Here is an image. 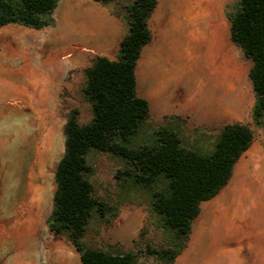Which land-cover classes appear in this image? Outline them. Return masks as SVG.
I'll use <instances>...</instances> for the list:
<instances>
[{"label": "rangeland", "instance_id": "374dc122", "mask_svg": "<svg viewBox=\"0 0 264 264\" xmlns=\"http://www.w3.org/2000/svg\"><path fill=\"white\" fill-rule=\"evenodd\" d=\"M199 1L203 14H212L213 11L218 14V29L224 36L225 56L231 61L228 67L233 73L222 71L215 62H202L209 56L207 41L211 25L206 16L197 20L199 35L193 31L192 18L184 20L190 26L184 27L183 32H177L178 23H173V31L170 32L173 39L166 52H159L169 62H184L183 66L191 73L184 85L190 89L195 83L193 72L200 76V80L204 76L205 87L201 86V95H214L215 89L210 91L207 81L212 84L214 79L216 83L221 79L227 84L230 77L233 79L236 68L233 62H236L242 79L239 89L244 95L240 101L247 110L251 98L255 100L247 72V62L252 60L232 41L229 19V15L239 8L240 0ZM113 4L122 5L120 0ZM53 18L54 23L42 29L18 23L0 28V60L10 55L8 62H0V71L6 70L14 78L10 83L0 80V264L81 263L80 253L74 244L66 235L51 231L47 219L56 189V166L64 154L63 130L67 112L71 108L79 109L82 124L92 119V105L83 93L84 70L92 62H86L83 51L67 48L71 41L69 20L62 25L57 24L54 13ZM155 19L152 15L151 26ZM5 34L8 35L7 49L3 47ZM179 36H184L186 41L181 40L182 44H179ZM150 51L151 42L144 47L140 59L152 53ZM150 60L148 57L139 62L138 70L140 73L143 66L146 88L156 97L151 78L159 82L163 76L148 62ZM29 63L35 64L31 72L34 79L25 82V66ZM222 67L226 66L222 63ZM174 68H177L175 63L170 69ZM193 122L189 117L150 113L131 139V145L139 147L154 143L158 131L169 126L180 134L184 147L211 153L220 129L205 131L201 127L196 128ZM87 161L92 166L90 180L94 195L110 206L111 211L104 217L94 214L83 238L85 245L109 253L137 252L135 264H166L155 254L147 253L148 247L174 250L179 246L174 231L166 228L160 215L151 209L152 193L167 186L166 178L160 177L153 187L145 188L129 178H117L118 172L127 167L125 160L118 156L92 149L87 154ZM209 237L201 232L198 239L208 246ZM183 251L173 264H186L187 260H179ZM209 264L220 262L212 260Z\"/></svg>", "mask_w": 264, "mask_h": 264}, {"label": "trees", "instance_id": "16d2710c", "mask_svg": "<svg viewBox=\"0 0 264 264\" xmlns=\"http://www.w3.org/2000/svg\"><path fill=\"white\" fill-rule=\"evenodd\" d=\"M112 4L117 0H95ZM159 0H132L123 6L128 32L119 47L118 59L96 56L84 70V97L92 105V119L80 122V111L71 108L64 125V154L55 170L56 189L47 225L66 235L80 253V264H135L138 253H109L85 245L83 238L95 213L104 217L111 207L94 195L90 180L92 166L87 154L107 152L125 160L127 167L117 178L131 179L151 188L160 177L167 186L152 193L151 209L179 242L177 249L147 248L166 264H173L187 246L193 221L201 203L217 196L229 183L234 166L249 149L253 129L241 122L226 124L209 154L183 146L180 134L169 126L161 128L155 142L139 147L131 139L150 116L149 101L137 93L136 69L152 32L149 19ZM59 0H0V28L18 23L42 29L54 23ZM231 39L252 60L249 71L255 103L253 121L264 126V0H240L229 15Z\"/></svg>", "mask_w": 264, "mask_h": 264}, {"label": "crops", "instance_id": "0c3cea01", "mask_svg": "<svg viewBox=\"0 0 264 264\" xmlns=\"http://www.w3.org/2000/svg\"><path fill=\"white\" fill-rule=\"evenodd\" d=\"M120 2L122 5H108L95 0H60L54 15L57 24L64 25L66 20H69L71 41L67 48L83 51L86 62H92L96 56L118 59L120 43L128 32L123 6L132 0ZM203 13L199 0L158 1L152 14L156 18L154 25H150L151 17L149 19L153 34L149 41L152 44V53L139 58L137 64V93L143 92L144 95H139L149 101L150 113L155 116L174 114L177 117H189L194 121L196 128L201 127L205 131L218 128L221 131L226 124L236 122L248 124L253 129L254 140L235 164L229 183L217 196L201 203V212L193 221L189 244L179 260H187L186 264H209L212 260H219L220 264H264V126L253 121L252 109L255 100L251 98L247 110L244 108L245 104L240 101L244 95L239 89L242 84L239 66L233 62L236 66L234 77H230L227 84L221 79L217 80V83L214 79L212 84L207 81V86H211L210 91L215 89L214 95H201L200 88L205 87L204 76L200 80V76L193 72L195 83L190 89L184 85L191 75L187 67L183 66L184 62H169L166 56L159 52H166L169 47L173 39L170 32L173 31L175 22L178 23L176 31L180 32L184 27L190 26L184 20L192 18L193 31L199 35L200 28L196 29V25H199L197 20L205 16ZM214 13L215 11L211 15ZM5 35L3 47L7 49L8 35ZM178 39L179 44H182L181 40L186 41L184 36H179ZM9 56L6 55L0 62H8ZM148 57H151L148 62L163 76L159 82L151 78V84L157 91L156 97L146 88L143 66L140 73L138 70L139 62ZM174 63L177 68L171 70ZM247 63L249 76L253 62ZM34 65L29 63L25 66V82L34 79L31 77ZM13 79L12 73L0 71L2 82L6 83L7 80V83H10ZM201 232L210 236L208 246L199 242Z\"/></svg>", "mask_w": 264, "mask_h": 264}, {"label": "bare ground", "instance_id": "6f19581e", "mask_svg": "<svg viewBox=\"0 0 264 264\" xmlns=\"http://www.w3.org/2000/svg\"><path fill=\"white\" fill-rule=\"evenodd\" d=\"M206 20H208L210 27V32L208 36V57L204 59L202 62H208V63H217L219 68L222 69V71H230L229 70V61L227 56H225L227 52V46L224 41V36L218 29L217 25V13H214L213 16L211 14L205 15ZM222 63L226 67H222ZM233 73V72H232ZM234 75V74H233ZM35 226V225H34Z\"/></svg>", "mask_w": 264, "mask_h": 264}]
</instances>
